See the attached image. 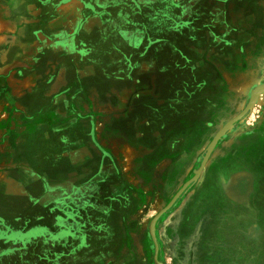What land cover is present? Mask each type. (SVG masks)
Masks as SVG:
<instances>
[{
  "label": "rangeland",
  "instance_id": "obj_1",
  "mask_svg": "<svg viewBox=\"0 0 264 264\" xmlns=\"http://www.w3.org/2000/svg\"><path fill=\"white\" fill-rule=\"evenodd\" d=\"M94 1L80 0L91 14L104 15ZM109 2L116 13L103 16L112 20H102L97 33L111 40L65 43L69 52L70 45L76 46L74 57L59 53L49 62L65 73L59 75L60 90H48L45 84L58 76L45 75L38 80L42 86L14 89L0 101V162L13 158L48 181L60 182L67 165L62 152L74 151L81 165L76 170L89 167L97 211L109 201L107 219L90 226L97 230L95 243L124 248L118 255L112 251L110 264H156L153 234L162 264H264V0ZM92 31L82 25L75 35L85 38ZM14 61L0 62V67L26 68L23 60ZM73 64L81 67L80 74L70 73ZM4 77L0 75V83ZM54 115L65 116V121L83 115L89 122L63 130L69 123ZM38 118L46 121L32 122ZM79 126L85 139L73 136ZM30 129L34 133L25 135ZM37 129L47 135L38 137ZM84 145L94 151H82ZM85 169L78 171L79 184L89 182ZM243 170L252 175L257 196L253 216L243 212L239 218L221 184ZM15 176L29 195L14 200L23 209L27 203L32 207L31 196L38 198L45 184ZM16 191L22 195L23 187ZM2 212L15 229L32 226L40 216L33 212L11 218L13 210ZM0 226V240L20 237ZM85 228L77 220L64 224L58 236L65 241L64 232L82 235L88 233ZM238 232L232 247L236 239L224 234ZM43 233L27 236L32 241ZM57 239L51 237L49 243ZM39 259L34 252L29 263Z\"/></svg>",
  "mask_w": 264,
  "mask_h": 264
},
{
  "label": "crops",
  "instance_id": "obj_2",
  "mask_svg": "<svg viewBox=\"0 0 264 264\" xmlns=\"http://www.w3.org/2000/svg\"><path fill=\"white\" fill-rule=\"evenodd\" d=\"M77 1L0 0V43H2L0 44V62L3 64L8 61V64H14L16 62L14 60H23L26 65V68L23 69L9 65L0 67V75H6L2 83H0L2 84L0 86V101L9 98L10 91L14 89L24 88L28 90L37 85L42 86V83H39V81H43V76L45 75H57V79H50L48 80L49 83L45 85L49 86L48 90L53 89V87L60 90L62 82L59 79L63 78H59V75H64L65 73L57 67H50L49 62H53V59L58 58L59 53L63 57L71 55L74 57L73 53L76 50H74V47L76 48V46L70 45L73 51L70 50L69 52L68 49L66 51L67 46L65 43L71 42L75 44L76 41H80L81 39H85L84 41L89 43L95 42L96 39L99 40L97 42H108L111 40L109 36L99 34L97 31H100L103 25L102 20H112L111 17L109 19L103 18L104 15L112 12L113 14L116 13V10L112 7V3L109 0H95L93 4L96 6L98 12H102L105 9L104 15L96 16L91 14L92 11L85 8L80 0ZM82 25L93 30L91 34H85V38L81 34L75 35V31ZM4 44L8 45V49L5 50L4 47L6 46ZM34 58L38 62L34 61V63H31V60ZM13 61L14 63H12ZM41 62L42 65H39ZM80 69V66L73 64L70 73L75 75L80 74ZM20 71L24 75V78L17 80L11 78L16 74H20ZM52 117L59 122L69 123L63 125V130L67 128V130L71 131L72 128L70 127L72 124L79 122L86 123L88 121L83 115L80 116L79 120L78 118H74L68 121H65V116L54 115ZM43 120L46 121V119L38 118L32 122H41ZM81 128L82 126H79L77 129L74 128L73 136L80 139L83 136L82 139H85L84 135L87 134ZM31 130L25 135L29 133L33 134L34 132H30ZM37 130L35 135L38 137H45L47 135L45 129ZM57 131L56 134L58 135L60 132ZM87 145H91V143L88 142ZM76 149L80 151V148ZM89 149L90 147L86 145L81 148L82 151H86L90 155L91 151L94 150L93 148L92 150ZM62 153L65 156L64 163H67V165L65 166L66 168L61 169L65 171L61 174L62 181L60 182L48 181L45 174L38 175L27 165L16 164L13 158H10L9 161L3 160L0 162V224L3 225V229H6V233L12 236H20L14 239L0 240V254L4 258L2 259V264H17V262L18 264H31L34 252L40 255V259L36 264H110L109 261H112V257L114 256L112 255V251H117V253L115 252L116 255L122 253L124 248L115 250V248L111 249L110 246L107 247L106 244H102L100 241L95 243L96 238L94 235L97 230L95 231L94 228L91 231L90 226H92V223L107 219L108 212L106 205L109 201L106 200L104 202L105 204L102 206L103 211L101 209L97 211L99 209L96 206L98 195L91 194L89 190V188L94 187L92 177L88 171L89 167L88 170L85 167L82 168L88 171L82 174L89 177L88 180L85 179L89 182L79 184L78 178H81V176L78 174V171L82 172L83 170L81 167H79L80 170H76V167L81 165L80 162H75V152L64 150ZM82 155L87 154L84 153ZM89 166L91 171L92 167L94 168V164L90 162ZM17 169H19L17 172H9L10 170ZM17 173L19 177H28L34 183L43 181L45 184L46 189L37 195L38 198L31 196L32 203L34 204L32 207L30 203H27L28 208L23 209L22 202L14 200L16 196L26 197L29 195L24 189L23 181L16 178L15 175ZM22 187L23 191L19 192L18 189H22ZM15 190L22 195H15ZM20 208L23 210L18 211ZM37 208H40V210L36 211ZM10 210H13L11 218L24 214L27 216V214L33 212L40 213V216L35 217V222L31 221L34 222L32 226L15 229L10 228L8 221L3 219L9 217L5 216L2 211H8L10 214ZM83 213L86 214L84 215ZM66 219L68 222H66ZM77 220H83L85 229L88 228V233L73 235L72 231L69 230L70 232H64V234L67 233L64 237L65 241L60 239L58 235L64 231L63 225L76 224ZM61 221L62 225L60 224ZM1 227L0 230L2 229ZM39 231H43L44 233L38 235L32 241L33 237L27 236ZM44 234H46V240L42 239ZM239 234H224V238L226 235H232L236 239L232 241V247H234L237 241L236 237ZM51 237H58V239L54 243H49ZM30 260L31 263H29Z\"/></svg>",
  "mask_w": 264,
  "mask_h": 264
},
{
  "label": "flooded vegetation",
  "instance_id": "obj_3",
  "mask_svg": "<svg viewBox=\"0 0 264 264\" xmlns=\"http://www.w3.org/2000/svg\"><path fill=\"white\" fill-rule=\"evenodd\" d=\"M221 188L224 198L234 208V217H243V212L244 214H252L253 205L256 202V199L254 200V198L257 195L253 193L254 180L250 172H247L246 170L237 171L231 175L225 183L221 184ZM244 219H246V216ZM252 225L253 228H256V225L258 224L254 222ZM248 231L249 229L247 232Z\"/></svg>",
  "mask_w": 264,
  "mask_h": 264
},
{
  "label": "water",
  "instance_id": "obj_4",
  "mask_svg": "<svg viewBox=\"0 0 264 264\" xmlns=\"http://www.w3.org/2000/svg\"><path fill=\"white\" fill-rule=\"evenodd\" d=\"M255 100H256V98H254L251 102H250V104L248 105V108H247V110L248 109H250L252 106H253V104H254V102H255ZM246 110V111H247ZM245 111V112H246ZM244 112V113H245ZM205 165V163L203 164V166ZM200 173L201 172H198L197 173V177H199L200 176ZM191 182L192 181H190L184 188H183V190L189 185V184H191ZM183 190L181 191V192H183ZM181 192L179 193V194H177L176 196H175V198L170 202V204L159 214V217H160V215L161 214H163L164 212H166L167 210H169L173 205H174V203L176 202V200L179 198V196H180V194H181ZM159 217H157V219L159 218ZM153 225H155V224H153ZM153 229H154V227H153ZM152 238H153V241H154V244H155V257H154V260H155V263L156 264H162V263H160L159 261H158V253H159V245H158V241H157V238H156V236L153 234L152 235Z\"/></svg>",
  "mask_w": 264,
  "mask_h": 264
}]
</instances>
